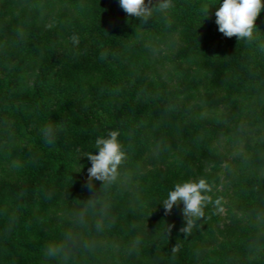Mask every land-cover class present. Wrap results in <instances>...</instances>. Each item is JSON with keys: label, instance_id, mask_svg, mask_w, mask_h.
<instances>
[{"label": "trees", "instance_id": "obj_1", "mask_svg": "<svg viewBox=\"0 0 264 264\" xmlns=\"http://www.w3.org/2000/svg\"><path fill=\"white\" fill-rule=\"evenodd\" d=\"M9 1L14 7H0V151L19 155V171L16 177L0 174V264H95L98 219L121 238L129 264H256L253 256L264 250V230L243 227L228 244L210 229L218 218L211 204L188 237L179 231L185 224L182 204L164 214L162 201L175 184L187 181L190 165L201 173L203 163L224 160L213 142L225 125L189 103L186 90L168 83L153 87L152 64L145 66L142 58L136 65L138 54L147 57L144 37L162 28V13L143 25L122 10L119 0H66L48 20L56 12L48 0ZM172 3L170 28L188 36L189 46L202 54L213 80L209 99L219 100L226 84L231 94L253 93L263 103L253 124L264 127V9L249 42L218 31L215 12L222 0ZM74 34L78 45L71 40ZM97 69L103 77L89 92L79 90L88 77V83L97 80ZM222 116L234 123L232 114ZM46 127L55 132L51 144L42 131ZM112 130L119 131L127 153L120 173L130 166L132 154L147 146L151 132L185 141L179 169L167 168L171 179L154 172L145 197L147 218L120 178L108 188L94 181L87 196L73 179L70 151L80 147L95 154L96 138ZM238 159L239 168L230 171L232 193L251 213H260L264 153ZM61 207L63 220L55 222L48 214ZM168 225H174L170 236ZM215 243L219 261L207 263V246ZM49 244L59 245L55 257L45 255Z\"/></svg>", "mask_w": 264, "mask_h": 264}, {"label": "rangeland", "instance_id": "obj_2", "mask_svg": "<svg viewBox=\"0 0 264 264\" xmlns=\"http://www.w3.org/2000/svg\"><path fill=\"white\" fill-rule=\"evenodd\" d=\"M48 1L53 4L51 7H55L56 11L48 17V20H52L59 12V8L64 7L62 5L67 2L66 0ZM0 7H14V5L9 0H0ZM171 13L172 8L167 13H162V28L156 29V34H152V38L144 37L143 48H147V57L140 52L141 54H138L140 60L135 57L137 60L135 63L137 65L143 58L145 66L153 65L150 78L153 87H162L164 83H168L173 87L186 90V100L189 103L199 104L205 116L219 118L218 123L225 125L224 130H218L213 142L216 151L224 156V160L203 163L201 173L190 165L191 170L187 175V180L205 178L212 189L208 195L213 201L221 199L219 210L211 204L218 218L210 229L218 239L228 241L229 244L237 240L240 229L243 227L255 226L261 231L264 230V210L260 213H251L247 210L233 195L230 178V171L234 173L241 164L238 158L264 153V127L253 124L263 103L257 101L252 92L250 94L241 91L231 94L227 89V84H223L221 95L217 97L219 100L214 101L216 98L210 100L209 92L206 91L212 85L213 80L203 67L202 54L189 46L188 36L186 38L185 35L170 28L173 24ZM149 33L152 32L149 31ZM63 38L66 39V35ZM93 76L97 80L88 83V77L83 80L78 89L80 88L79 90L85 93L89 92L98 79L103 77V72L97 69L93 71ZM228 113L232 114L234 123L228 122L222 116ZM184 145L185 141L178 135H175L172 140L168 139L167 135L151 132V139L147 146L140 153L132 154L130 166L120 173L121 183L136 202V209L140 215L146 218L149 215L145 197L149 192V184L153 181L154 172L160 171L163 179L170 180L166 172L167 168L179 169ZM84 149L75 147L74 152L70 151L69 158L72 162L73 179L79 181L80 193L87 196L89 190L85 187V183L89 160L83 156ZM18 166L19 155L17 153L12 150L0 151V174L11 172V175L16 177L19 171ZM259 173L264 176L263 169H260ZM61 213L62 215L64 213L63 207L51 211L48 216L54 217L55 222L62 221L63 216L59 217ZM99 248L97 259L94 260L95 264H129L126 246L121 238L111 232L108 227L101 233ZM216 250V243L207 246V254L204 258L207 263L219 261V254ZM253 258L256 264H264V250H260Z\"/></svg>", "mask_w": 264, "mask_h": 264}, {"label": "clouds", "instance_id": "obj_3", "mask_svg": "<svg viewBox=\"0 0 264 264\" xmlns=\"http://www.w3.org/2000/svg\"><path fill=\"white\" fill-rule=\"evenodd\" d=\"M119 6L129 16L135 17L145 24L153 18L155 13H167L174 7L172 0H119ZM262 9H264V0H222L218 10L215 12V23L218 25V31L225 37H236L239 41H252L256 28V20ZM208 15V9H207ZM71 40L74 45L79 44V37L73 35ZM103 55V54H102ZM45 140L51 144L54 142L55 132L51 127L42 130ZM119 131H109L107 136L97 137L95 140V149L93 152L85 153L91 163L88 168L87 181L85 187L89 191L95 188L94 181L101 182L102 188H108L115 184L120 177V168L127 160V153L124 150L118 137ZM212 191L210 184L205 178L198 180H187L177 183L174 188L167 193V197L162 201L165 210V216L172 213L174 205H183L182 215L185 221L179 231L185 234V237L191 235L193 228L198 226V222L205 218V208L213 204L219 210L221 199L212 200L208 195ZM91 203V202H90ZM111 225L105 223L103 219L96 221V230L98 233L105 231L106 227ZM174 225H168L166 234L170 236ZM138 243V241H137ZM179 244L172 247L175 254L179 251ZM59 245L49 244L46 247L45 255L55 257Z\"/></svg>", "mask_w": 264, "mask_h": 264}]
</instances>
